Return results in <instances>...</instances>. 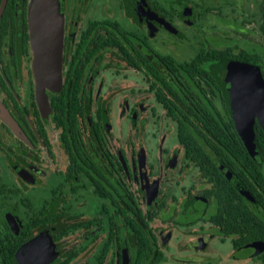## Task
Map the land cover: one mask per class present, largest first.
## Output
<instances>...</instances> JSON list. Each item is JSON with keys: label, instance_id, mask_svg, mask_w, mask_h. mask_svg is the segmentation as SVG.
Here are the masks:
<instances>
[{"label": "flooded vegetation", "instance_id": "obj_1", "mask_svg": "<svg viewBox=\"0 0 264 264\" xmlns=\"http://www.w3.org/2000/svg\"><path fill=\"white\" fill-rule=\"evenodd\" d=\"M52 1L57 90L29 0L0 13V264H264V130L222 85L264 78V0Z\"/></svg>", "mask_w": 264, "mask_h": 264}, {"label": "water", "instance_id": "obj_2", "mask_svg": "<svg viewBox=\"0 0 264 264\" xmlns=\"http://www.w3.org/2000/svg\"><path fill=\"white\" fill-rule=\"evenodd\" d=\"M6 0H2L0 13ZM28 24L33 69L39 91L57 90L61 84V22L52 0H29ZM222 85L236 128L250 150L256 149L252 129L257 118L264 130V78L257 65L234 63Z\"/></svg>", "mask_w": 264, "mask_h": 264}]
</instances>
